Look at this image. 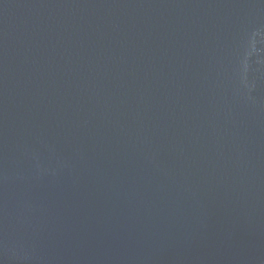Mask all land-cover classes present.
I'll use <instances>...</instances> for the list:
<instances>
[{
  "label": "water",
  "instance_id": "obj_1",
  "mask_svg": "<svg viewBox=\"0 0 264 264\" xmlns=\"http://www.w3.org/2000/svg\"><path fill=\"white\" fill-rule=\"evenodd\" d=\"M0 264H264V0H0Z\"/></svg>",
  "mask_w": 264,
  "mask_h": 264
}]
</instances>
